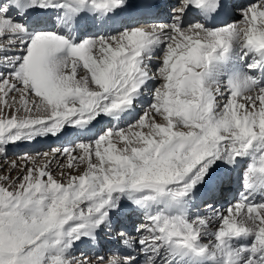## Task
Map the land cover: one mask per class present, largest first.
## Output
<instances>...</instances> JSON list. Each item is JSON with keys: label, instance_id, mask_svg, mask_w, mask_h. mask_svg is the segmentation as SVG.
Masks as SVG:
<instances>
[{"label": "snow or ice", "instance_id": "obj_1", "mask_svg": "<svg viewBox=\"0 0 264 264\" xmlns=\"http://www.w3.org/2000/svg\"><path fill=\"white\" fill-rule=\"evenodd\" d=\"M160 7L0 0V156L71 138L0 168V264H264V0Z\"/></svg>", "mask_w": 264, "mask_h": 264}, {"label": "bare ground", "instance_id": "obj_2", "mask_svg": "<svg viewBox=\"0 0 264 264\" xmlns=\"http://www.w3.org/2000/svg\"><path fill=\"white\" fill-rule=\"evenodd\" d=\"M130 2L133 6L147 4V3L160 4L161 7L159 9V14L161 17H163L166 14V12L170 10L168 7H166V5L173 4L175 0H130ZM227 2L230 5H232V7L227 10L226 14H222L216 17L213 23L216 24L222 23L230 13H233L234 16L238 15L239 11L236 6L241 4L246 5L249 2V0H227ZM190 18L191 17H189V19ZM233 21H238V20H233ZM159 55L160 53L157 52L156 56ZM150 67L153 72H155L156 68L159 67V64L156 62L155 57L153 58ZM145 107H147V105H145ZM70 139L71 138L67 135L58 138L49 136L46 138H39L31 143L28 142L18 143L8 148L6 157L0 156V168H3L5 172H7L8 168L10 167L11 161L19 159L21 156H23V154L27 153L29 155H35L38 152L42 153L49 151L51 148L54 147H62L68 144ZM12 174L15 175L16 173L13 172ZM222 175L225 177L224 182L221 185L216 196V203L221 206L224 205L226 201H229V198L236 193V190H238L237 187L241 186L240 183L242 181L243 165L230 172L222 173ZM237 180L239 185L238 183H236ZM120 221L123 224V226L127 228L130 232L133 231L134 225L137 223V217L127 207V204H125L122 207L120 214ZM122 248L123 245L120 241H118L115 238V233L109 236L106 234V232H101L96 242L85 241L79 243L77 245L76 254L78 255L80 252H83L92 259H95L97 256L107 257L108 255L111 254V252Z\"/></svg>", "mask_w": 264, "mask_h": 264}, {"label": "rangeland", "instance_id": "obj_3", "mask_svg": "<svg viewBox=\"0 0 264 264\" xmlns=\"http://www.w3.org/2000/svg\"><path fill=\"white\" fill-rule=\"evenodd\" d=\"M240 19H241V17H240L239 14L236 15V16H234L233 13H230V14L228 15V17L225 18V20H224L223 22H229V23H230V22L233 21V20H240ZM223 22H222V23H223ZM238 180H239V178H238ZM240 184H241V183H240ZM238 185H239V183H238ZM237 189H238V190H236V193H235L234 195L238 194V192L241 190V186H240V187H237ZM234 195H233V196H234ZM233 196L229 198V201L233 198ZM229 201H226V202L224 203V205H222V206L226 207V206H227V203H228ZM201 212H202V214L207 215V213L203 212V210H201Z\"/></svg>", "mask_w": 264, "mask_h": 264}]
</instances>
